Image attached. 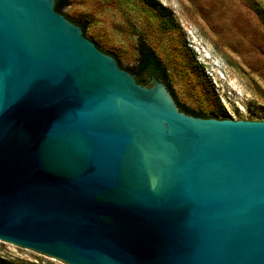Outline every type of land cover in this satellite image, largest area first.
Returning a JSON list of instances; mask_svg holds the SVG:
<instances>
[{
    "label": "water",
    "instance_id": "1",
    "mask_svg": "<svg viewBox=\"0 0 264 264\" xmlns=\"http://www.w3.org/2000/svg\"><path fill=\"white\" fill-rule=\"evenodd\" d=\"M54 5L0 0V242L67 264H264V120L235 118L189 33L226 118L137 82Z\"/></svg>",
    "mask_w": 264,
    "mask_h": 264
},
{
    "label": "rangeland",
    "instance_id": "2",
    "mask_svg": "<svg viewBox=\"0 0 264 264\" xmlns=\"http://www.w3.org/2000/svg\"><path fill=\"white\" fill-rule=\"evenodd\" d=\"M62 11L86 24L123 66H133L143 41L161 60L177 100L226 118L212 85L198 77L197 56L221 85L236 119L264 120V0H68ZM155 3L156 5L150 3ZM168 24V27H165ZM188 31V32H187ZM112 55V54H111ZM0 259L12 264H67L9 242Z\"/></svg>",
    "mask_w": 264,
    "mask_h": 264
},
{
    "label": "trees",
    "instance_id": "3",
    "mask_svg": "<svg viewBox=\"0 0 264 264\" xmlns=\"http://www.w3.org/2000/svg\"><path fill=\"white\" fill-rule=\"evenodd\" d=\"M68 3H69L68 0H55L54 9L56 11L64 14L62 9ZM150 3H152V2H150ZM152 4L156 5L155 3H152ZM73 22L80 25L82 28L83 34H85L86 24L80 20H73ZM167 25L168 24H165V27H168ZM92 41L95 43V45L98 46V44L94 40H92ZM137 53H138V56L136 59V63L133 66H123L120 63V61L116 58V56L113 53H111V54L116 58L117 63L119 64L120 67L128 70L130 73H132L135 76L137 82L142 83V84H146L149 81V77L154 76V77L162 80L166 84V86L169 89L170 93L172 94L175 102L177 103V105L179 106V108L181 110H183L184 112H186L188 114L195 115V116H201V117H207L208 116V115L203 114L200 111H195V110L189 109L184 104H181L180 102H178L175 99L174 93H173V91L170 87L169 81H168V76H167V71L165 69V66L162 64L161 60L158 58V56L154 53V51L152 50V48L148 44H146L143 41L139 42V44L137 46ZM0 264H12V263L7 262L3 259H0Z\"/></svg>",
    "mask_w": 264,
    "mask_h": 264
},
{
    "label": "flooded vegetation",
    "instance_id": "4",
    "mask_svg": "<svg viewBox=\"0 0 264 264\" xmlns=\"http://www.w3.org/2000/svg\"><path fill=\"white\" fill-rule=\"evenodd\" d=\"M152 76L149 77V79L151 78Z\"/></svg>",
    "mask_w": 264,
    "mask_h": 264
}]
</instances>
